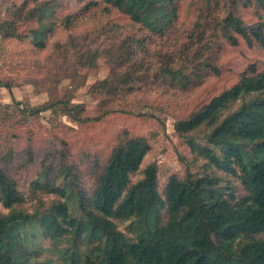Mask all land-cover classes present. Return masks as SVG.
Masks as SVG:
<instances>
[{"label":"trees","instance_id":"16d2710c","mask_svg":"<svg viewBox=\"0 0 264 264\" xmlns=\"http://www.w3.org/2000/svg\"><path fill=\"white\" fill-rule=\"evenodd\" d=\"M181 2L90 0L61 15L55 0L13 2L0 17V40L46 49L57 31L72 30L102 5L106 13L126 15L144 34L125 39V56L143 52L159 58L155 81L169 78L181 88L221 73L218 41L238 45L241 38L264 49V0H200L198 17L178 51L151 50L148 39L163 38L179 23ZM251 7L258 20L249 23L242 13ZM31 21L36 27L21 33L20 26ZM85 48H74L80 66L93 67L104 52ZM130 81L134 77L126 73L124 84ZM13 86L0 78V87ZM122 89L108 79L91 86L97 95L114 96ZM67 95L35 106L16 104L24 116L61 106L72 119L84 121L82 112L70 107L74 91ZM175 130L207 162L188 168L183 177L172 174L162 190L156 162L140 169L151 150L147 137L123 131L107 158L89 160L85 170L70 159L62 140L64 147L41 159L43 169L30 182V201H36L31 210L23 207L27 193L12 173L19 154L9 140L0 142V206L7 210L0 212V264H264V62L246 66L233 85L176 121ZM200 131L204 143L196 141ZM26 150L24 164L35 163L32 138ZM137 172L141 177L133 180ZM45 195L56 197L47 202ZM120 223H127L125 230ZM40 236L50 241L59 261L36 260L41 247H33L31 239Z\"/></svg>","mask_w":264,"mask_h":264},{"label":"rangeland","instance_id":"374dc122","mask_svg":"<svg viewBox=\"0 0 264 264\" xmlns=\"http://www.w3.org/2000/svg\"><path fill=\"white\" fill-rule=\"evenodd\" d=\"M22 1L0 0V17L6 13L8 5ZM55 1L61 15L76 11L90 0ZM199 1L182 0L179 23L163 38L148 39V47L160 52H177L188 40L187 29L198 17ZM101 9L102 5H99L84 14L81 23L72 30L57 31L50 37L46 49H37L16 39L0 40V78L14 83L11 90L0 87V142L4 146L9 140V145L19 154L15 157L17 163L12 173L27 193L23 207L30 210L36 202L30 201V182L43 169L41 159L51 150L64 147L62 140L67 143L64 149L70 159L85 170L89 160L107 158L117 136L123 131L132 136L147 137L151 150L140 169L157 163L160 190L172 174L183 177L188 168L197 170L202 167L207 160L192 150L187 138L176 132V121L188 117L213 96L233 85L250 63L264 62V49L251 47L244 39L240 38L238 45L218 41L217 44L221 45L217 50L219 75L208 74L196 84L182 88L169 78L166 82L155 81V65L160 66L159 58L139 52L138 56L129 59L125 56L128 50L122 46L129 35L142 37L144 34L137 30L138 26H130V19L121 12L112 10L106 13ZM242 14L249 23L258 20L254 7L243 9ZM36 25L34 21L28 22L21 25L19 31L30 33ZM82 46L104 52L93 67L80 66L81 60L75 49L79 47L80 50ZM126 73L132 74L134 82L124 84ZM103 79L123 89L114 96L92 93L91 86ZM35 82L40 83L37 90ZM128 85L135 89L130 90ZM73 91L70 107L75 113L82 112L84 121L72 119L61 106L44 111L37 117H28L19 111L16 104L21 102V107L40 105L69 97L67 93ZM194 134L197 142H205L204 131ZM30 138L36 162L25 165ZM139 177L141 172L132 175L133 180ZM83 181L88 187L93 185L91 179L85 177ZM54 197L45 195L44 199L49 202ZM6 211L0 206V212ZM126 224L120 223V229L125 230ZM31 242L33 247H41V253L35 255L37 261H59V255L49 240L40 236L32 238Z\"/></svg>","mask_w":264,"mask_h":264}]
</instances>
